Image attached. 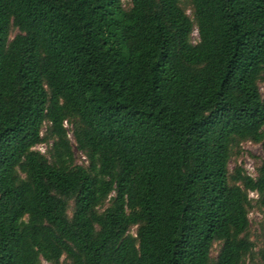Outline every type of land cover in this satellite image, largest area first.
I'll return each instance as SVG.
<instances>
[{"label": "trees", "instance_id": "obj_1", "mask_svg": "<svg viewBox=\"0 0 264 264\" xmlns=\"http://www.w3.org/2000/svg\"><path fill=\"white\" fill-rule=\"evenodd\" d=\"M246 141L264 0H0V264H249Z\"/></svg>", "mask_w": 264, "mask_h": 264}, {"label": "rangeland", "instance_id": "obj_2", "mask_svg": "<svg viewBox=\"0 0 264 264\" xmlns=\"http://www.w3.org/2000/svg\"><path fill=\"white\" fill-rule=\"evenodd\" d=\"M188 12L190 13L191 11L189 10ZM198 39H199L198 30L195 29L193 32V40L194 42H196L198 41ZM68 128L70 130L69 126ZM69 134L70 137H72L71 131L69 132ZM37 149L44 152L45 146L43 144H40L37 146ZM75 155L78 163L86 162L85 156H83V154L76 149H75ZM263 161H264V153L261 145L251 141H246L242 143L240 152L236 153L233 156L230 162V169L233 170L234 167L241 166L248 174L255 176L256 175L255 167ZM250 196L254 199L257 198V194L255 192H250ZM249 217H250V235L252 237V240H254V242L256 243V248H255V253L249 259L248 262L249 264H260L259 256L257 255V252L259 248H261L264 241V234L262 229L263 213L257 206H255L253 209H251ZM218 249H219V244H216L213 250V255L217 254ZM41 264H51V263H49L46 260H43Z\"/></svg>", "mask_w": 264, "mask_h": 264}]
</instances>
